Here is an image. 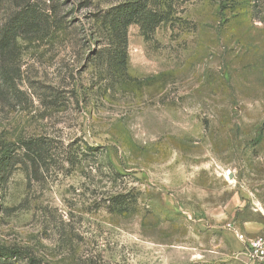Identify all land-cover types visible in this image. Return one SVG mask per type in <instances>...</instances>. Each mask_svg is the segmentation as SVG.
I'll return each mask as SVG.
<instances>
[{
    "label": "rangeland",
    "instance_id": "obj_1",
    "mask_svg": "<svg viewBox=\"0 0 264 264\" xmlns=\"http://www.w3.org/2000/svg\"><path fill=\"white\" fill-rule=\"evenodd\" d=\"M59 26L22 44L25 94L0 99V140H53L42 174L0 185V244L48 264H246L264 229V0H178L128 79L94 60L107 0H40ZM0 24L15 1L0 3ZM131 192L129 212L109 198Z\"/></svg>",
    "mask_w": 264,
    "mask_h": 264
},
{
    "label": "trees",
    "instance_id": "obj_2",
    "mask_svg": "<svg viewBox=\"0 0 264 264\" xmlns=\"http://www.w3.org/2000/svg\"><path fill=\"white\" fill-rule=\"evenodd\" d=\"M4 0H0V3ZM14 9L0 24V99L25 94L20 88L22 82V44L20 40L37 43L43 40L52 27L61 20L49 5L40 0H12ZM109 5L101 7L88 16L97 34V47L92 55L105 77L113 82L123 83L128 77V28L138 24L146 39H151L156 29L172 19L178 0H107ZM1 5V4H0ZM131 80V79H130ZM52 139L41 136L19 138L16 141L0 140V185L7 182L16 168L27 174H42L53 156ZM137 202V195L131 192L118 193L109 198L107 208L111 212H129ZM0 264H48L28 247L0 244Z\"/></svg>",
    "mask_w": 264,
    "mask_h": 264
},
{
    "label": "built area",
    "instance_id": "obj_3",
    "mask_svg": "<svg viewBox=\"0 0 264 264\" xmlns=\"http://www.w3.org/2000/svg\"><path fill=\"white\" fill-rule=\"evenodd\" d=\"M238 239L243 245L246 264H264V229L254 235L235 229Z\"/></svg>",
    "mask_w": 264,
    "mask_h": 264
}]
</instances>
